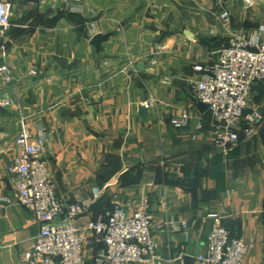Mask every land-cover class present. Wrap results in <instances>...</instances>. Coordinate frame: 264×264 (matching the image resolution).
I'll list each match as a JSON object with an SVG mask.
<instances>
[{
	"label": "crops",
	"instance_id": "1",
	"mask_svg": "<svg viewBox=\"0 0 264 264\" xmlns=\"http://www.w3.org/2000/svg\"><path fill=\"white\" fill-rule=\"evenodd\" d=\"M13 23L14 85L0 78V264H23L38 231L32 210L4 200L20 116L45 132L58 193L91 201L79 224L121 203L148 208L155 225L179 226L156 232L157 256L141 264H187L185 255L202 264L213 214L249 243L247 264H264V84L247 109L259 113L256 134L227 152L193 89L194 66L210 63L234 34L264 35V0H17ZM96 34L108 36L100 50ZM185 115L187 125L171 123ZM98 249L87 244L89 264Z\"/></svg>",
	"mask_w": 264,
	"mask_h": 264
},
{
	"label": "built area",
	"instance_id": "2",
	"mask_svg": "<svg viewBox=\"0 0 264 264\" xmlns=\"http://www.w3.org/2000/svg\"><path fill=\"white\" fill-rule=\"evenodd\" d=\"M251 5L253 0H245ZM17 0H0V78L14 85L15 75L7 56L8 36L13 23ZM228 19L229 12L222 15ZM264 31L261 26L260 33ZM164 46L159 44L150 62L156 63ZM198 77L193 83L195 99L207 106L212 117L215 145L223 152L249 141L258 129L257 111L247 112L251 93L257 84H264V35L246 39L234 34L228 45L216 50L207 64L194 66ZM21 130L15 142L18 154L10 171L12 194L4 198L15 201L34 213L38 231L29 249L23 253V264H89L85 248L93 243L99 249L93 264H141L157 256L156 232L178 229L179 226L155 225L148 209L130 211L129 205L116 203L85 225L78 223L88 212L91 201L76 198L72 202L58 193L46 158L45 132L33 133L20 116ZM189 122V116L173 118L175 127ZM242 127V128H241ZM243 129L244 136L239 130ZM206 251L197 255L202 264H247L249 243L231 234L223 217L213 214Z\"/></svg>",
	"mask_w": 264,
	"mask_h": 264
},
{
	"label": "water",
	"instance_id": "3",
	"mask_svg": "<svg viewBox=\"0 0 264 264\" xmlns=\"http://www.w3.org/2000/svg\"><path fill=\"white\" fill-rule=\"evenodd\" d=\"M107 38H108L107 35L96 34L92 38L91 43L96 47L97 50H100L101 45H102V42L104 40H106ZM139 68L140 69H143L144 68V63H140ZM200 107L201 108H204V109H207V106L204 103H201V102H200ZM139 116L142 119H147L148 118V113H147L146 107H144L142 105L139 106ZM184 259L186 260V263L187 264H191V261L193 260V258L191 256H189V255H185V258Z\"/></svg>",
	"mask_w": 264,
	"mask_h": 264
}]
</instances>
